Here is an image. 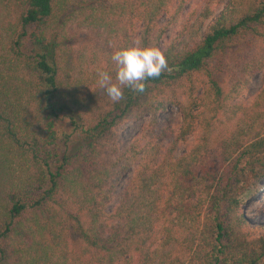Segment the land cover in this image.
Segmentation results:
<instances>
[{
    "label": "trees",
    "instance_id": "16d2710c",
    "mask_svg": "<svg viewBox=\"0 0 264 264\" xmlns=\"http://www.w3.org/2000/svg\"><path fill=\"white\" fill-rule=\"evenodd\" d=\"M189 1L0 0V264H264L243 212L264 177V83L240 100L264 67V0ZM136 38L166 41L173 70L113 103L97 72Z\"/></svg>",
    "mask_w": 264,
    "mask_h": 264
},
{
    "label": "clouds",
    "instance_id": "9594fccd",
    "mask_svg": "<svg viewBox=\"0 0 264 264\" xmlns=\"http://www.w3.org/2000/svg\"><path fill=\"white\" fill-rule=\"evenodd\" d=\"M111 61L115 76L108 71L98 70L97 84L113 103L124 99L125 88L142 94L149 79L159 78L163 73L173 70L160 47L153 43L145 44L140 38L126 45L113 46Z\"/></svg>",
    "mask_w": 264,
    "mask_h": 264
},
{
    "label": "rangeland",
    "instance_id": "374dc122",
    "mask_svg": "<svg viewBox=\"0 0 264 264\" xmlns=\"http://www.w3.org/2000/svg\"><path fill=\"white\" fill-rule=\"evenodd\" d=\"M201 1L202 0H190L188 6L196 5ZM224 1L226 2L227 0ZM165 20L166 18H162L160 20V24L165 22ZM78 31L74 27L72 32L77 33ZM79 33L81 39L78 43H86L88 41L87 33L85 32H79ZM175 33H176L175 29L170 27L167 33V37ZM165 43L166 41H163V43L161 44V48L162 46L165 45ZM248 52H250V48L249 50H245V49L240 50V52H237L232 56L233 57L232 60L237 59V61H241L242 59L247 57ZM89 75L91 78L92 72L90 70H89ZM263 83H264V67L253 75L249 84V88L241 96L240 100L244 103L250 102L254 94L262 88ZM94 88L97 89V87ZM168 114H171L173 118H176L178 121L180 120L178 116V109L176 107H171L168 111ZM147 123H148V117H144L139 120L128 121L119 125L116 128V132H117L116 143L119 144V147H122V145L129 143L132 137L136 135L138 132H140L142 128H144L147 125ZM164 125H165L164 114H161L159 116L157 125L153 128L155 134H159L160 130L163 128ZM192 138L193 136H190L188 138V142H190ZM167 142H169V138L165 140V144ZM183 149H184L183 145L179 146L178 153L179 154L182 153ZM257 186H258L257 189L247 194L245 204L243 206V212L245 216L249 219V221L264 225V177L258 181ZM113 205L114 202L110 203L106 207L105 210L106 213H109L111 211Z\"/></svg>",
    "mask_w": 264,
    "mask_h": 264
}]
</instances>
